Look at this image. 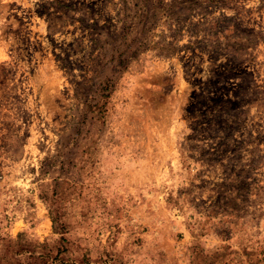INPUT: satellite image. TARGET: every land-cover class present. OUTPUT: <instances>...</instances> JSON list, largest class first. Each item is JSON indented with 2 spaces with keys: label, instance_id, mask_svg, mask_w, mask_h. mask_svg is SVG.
<instances>
[{
  "label": "rangeland",
  "instance_id": "rangeland-1",
  "mask_svg": "<svg viewBox=\"0 0 264 264\" xmlns=\"http://www.w3.org/2000/svg\"><path fill=\"white\" fill-rule=\"evenodd\" d=\"M151 1L93 122L141 0H0V264H264V0Z\"/></svg>",
  "mask_w": 264,
  "mask_h": 264
},
{
  "label": "trees",
  "instance_id": "trees-1",
  "mask_svg": "<svg viewBox=\"0 0 264 264\" xmlns=\"http://www.w3.org/2000/svg\"><path fill=\"white\" fill-rule=\"evenodd\" d=\"M159 1V0H158ZM188 1V0H187ZM151 0H141L139 6L141 10L134 11L132 15H123L122 26H120L115 34L109 35L105 33L103 29L97 28L99 40L104 36L105 39H109L110 43L107 48L100 47V51L97 57L100 61L95 64L93 73L97 78V83H93L92 86L86 88L84 97V109L83 118L84 120L100 121L104 118L106 111V105L108 98L110 97L115 80L119 75L127 68L129 60L135 57L143 48H145L144 32L146 24L156 17L157 13H153L151 9L157 8L158 6L153 5ZM160 2V1H159ZM171 7V6H170ZM123 9H126L124 7ZM130 8H128L129 10ZM108 71L107 75L104 72ZM87 92H90L87 95ZM53 226L56 227L55 218L52 217ZM63 229V227L61 226ZM256 251H248L244 249V255L249 256L257 254L258 258L256 262L264 261V244L258 245ZM255 254V255H256ZM40 259H44L41 255ZM47 264V263H43ZM48 264H53L52 262ZM59 264H90L88 261L81 262H69L60 260Z\"/></svg>",
  "mask_w": 264,
  "mask_h": 264
}]
</instances>
